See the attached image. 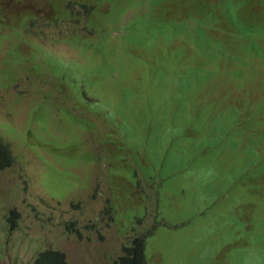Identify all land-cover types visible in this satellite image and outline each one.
<instances>
[{
  "label": "rangeland",
  "instance_id": "374dc122",
  "mask_svg": "<svg viewBox=\"0 0 264 264\" xmlns=\"http://www.w3.org/2000/svg\"><path fill=\"white\" fill-rule=\"evenodd\" d=\"M0 142V264H264V0H3Z\"/></svg>",
  "mask_w": 264,
  "mask_h": 264
},
{
  "label": "trees",
  "instance_id": "16d2710c",
  "mask_svg": "<svg viewBox=\"0 0 264 264\" xmlns=\"http://www.w3.org/2000/svg\"><path fill=\"white\" fill-rule=\"evenodd\" d=\"M46 18V17H45ZM150 32V30H149ZM139 32L133 35L130 39L131 48H139L141 46ZM254 45H257L256 43ZM14 164V157L9 146H6L0 142V170L4 172L12 168ZM108 213H113L112 210H108ZM13 225L15 222L10 221ZM33 264H71L69 263L66 255L60 251H44L39 253L33 261ZM115 264H147L145 255V238H136L129 246L123 247V253L115 261Z\"/></svg>",
  "mask_w": 264,
  "mask_h": 264
},
{
  "label": "clouds",
  "instance_id": "9594fccd",
  "mask_svg": "<svg viewBox=\"0 0 264 264\" xmlns=\"http://www.w3.org/2000/svg\"><path fill=\"white\" fill-rule=\"evenodd\" d=\"M0 2H3V0H0ZM15 3V4H14ZM22 4V2H13V14L12 15H8V16H4L6 18H11V17H19V5ZM3 15V14H2ZM54 17V16H53ZM52 17V18H53ZM118 35L116 34L115 37H117ZM132 38V36H129L125 39V42L121 44V46L123 48H131V43H130V39ZM1 171V170H0ZM11 220H13L14 222H16V215L13 213L11 215V217L8 219L7 225L8 227H12L13 224L10 222ZM139 237H143L145 238V236H139ZM138 238V237H137Z\"/></svg>",
  "mask_w": 264,
  "mask_h": 264
}]
</instances>
